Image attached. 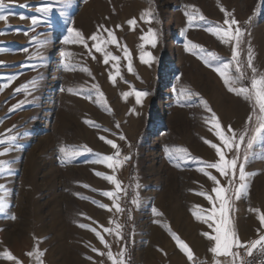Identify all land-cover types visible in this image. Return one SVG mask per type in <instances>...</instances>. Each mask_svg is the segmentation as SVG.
<instances>
[{"label": "rangeland", "instance_id": "rangeland-1", "mask_svg": "<svg viewBox=\"0 0 264 264\" xmlns=\"http://www.w3.org/2000/svg\"><path fill=\"white\" fill-rule=\"evenodd\" d=\"M222 9L244 33L236 49L244 76L234 86L251 87L249 46L257 78L264 74V0H4L0 14L8 18L0 20V152L5 153L0 155V197L5 204L0 212V264H114L125 248L124 264H231V257L210 251L215 242L204 233L215 235L214 222L205 223L194 214L207 216L212 207L201 192L215 196L216 185L199 169L218 160L205 142L221 143L212 112L227 135L229 125L237 133L246 130V142L255 127V115L248 122L254 106L229 91L214 67L186 47L192 41L206 49L205 56L215 53L221 59L214 64L231 60L234 42L224 44L207 30L224 23ZM148 11L150 17L144 15ZM186 13L194 17L191 22ZM132 19L135 24H129ZM72 28L86 38L87 47L65 43ZM105 29L117 38L116 44L103 45L110 54L107 63L90 39L93 34L101 42L110 39ZM152 33L154 45L142 38ZM65 52L71 55L65 57ZM231 75L239 76L235 61ZM25 84L26 90L16 91ZM181 88L199 95L185 97ZM136 91L147 92L139 103ZM125 92L130 93L126 98ZM108 139L118 145L123 161L115 169L98 162L117 151ZM62 148L81 154L65 157ZM234 152L226 150V157ZM206 171L217 176L230 196L239 186L238 168L232 185L217 170ZM245 171L255 175L248 177L247 193L232 197L229 219L239 240L251 242L264 236V141L254 143ZM96 172L115 175L121 182L115 197L103 195L116 188ZM117 202L122 212L116 210ZM173 233L189 245L192 260ZM233 251L239 253L237 264L251 257L246 248Z\"/></svg>", "mask_w": 264, "mask_h": 264}, {"label": "snow or ice", "instance_id": "snow-or-ice-1", "mask_svg": "<svg viewBox=\"0 0 264 264\" xmlns=\"http://www.w3.org/2000/svg\"><path fill=\"white\" fill-rule=\"evenodd\" d=\"M4 6V0H0V8ZM194 7V6H193ZM47 10V9H45ZM222 11L225 12V20L222 25H217L214 27H209L207 30L219 38L224 44H231L234 42L235 46L233 48V55L231 57L230 61L224 62L223 64H214V61H218L219 58L215 53H211L207 56L204 54L206 53V49L202 47L199 44H196L192 41H188L186 44V47L188 48V51H196L199 55H201V58L203 59V62L208 67H214V70L222 77L223 82L228 86L229 91L235 93L238 96H242L245 100L252 101L254 106L253 114L248 117V122H252L253 115H255V127L252 129V135L248 136L247 141L245 142V137L248 135L247 131H241L240 133H237L235 130L231 128V126H228V132L231 133L230 135H227L224 130H222V126L219 122L218 117H216V114L212 112V109L207 106V101H204L205 107H208V111L212 112V121L213 126L215 129V135L219 138L221 143H213L210 140H206L205 142L208 143L213 149H215V152L218 156V160L216 162L207 163L206 167H201L199 170L204 173L214 184L216 187H214L213 192L215 193V196L208 194L207 192H201L200 195L205 196L208 201L212 203V207L208 209V215H202L201 213L197 212L194 213L196 215V218L198 220H203L205 223L214 222L215 224V235H211L209 233H204L205 236H208L209 239L213 240L215 242L214 246L210 249V251L217 255V256H225V257H231V264H237V258L239 257L238 252H234L233 249H239V248H246L247 255L251 256L253 252L257 249L264 252V236H260L257 240L251 241V242H242L239 240V237L235 231L234 226L230 223L229 219V206L231 203V199L234 196L236 199H239L240 195L242 193H247L250 185L248 183V177L255 175V173H246L245 171V164L248 162L249 159V153L251 149L253 148L254 143L259 139L261 141H264V74H259V77L257 78V69L253 67V52L251 49V46L248 47L247 50V64L248 67L251 68L253 76L251 79V87H236L234 84L243 78L244 73L240 72V64L237 59L238 52L236 49L239 47L241 38L243 36V30L239 27V22L233 19H228L232 14L228 12L225 9H222ZM144 15L151 16L150 11L145 12ZM188 16L189 22H191L194 17L186 13ZM6 15L0 14V20H7ZM199 19L203 20V15L199 16ZM251 19V18H250ZM36 23V19L33 18V24ZM135 19H132L129 21V24H135ZM224 25H227V27H224ZM235 26V27H234ZM108 37L110 39H105L101 42V37H99L97 34H93L90 39L94 42L93 47L95 48L96 52H102L104 53V62L107 63L109 60L110 54L105 51L104 44H116L117 38L114 35V33L111 30H107ZM145 40H150V42L154 45L156 43V38L154 33L150 34V36L142 37ZM80 43L84 44L85 47H87V40L82 35L81 32L76 30L75 28H72L69 30V37L65 38V43ZM91 51V49H89ZM65 57H68L71 55L70 53H63ZM112 60H119L120 58L117 56H111ZM141 59L144 60L143 54L141 55ZM232 61L236 62V71L239 73V76L233 77L231 75V65ZM147 63V61H144ZM69 65H66L68 67ZM129 71L132 70L131 64L128 66ZM87 71V69H85ZM113 82L115 81V77L112 78ZM32 84H35V81L31 82ZM8 85L5 84L4 87H7ZM28 88V85H22L20 88L16 89V91L26 90ZM71 91V89H70ZM179 92L181 95L190 98L193 95H199L198 93H193L189 89L181 88L179 89ZM124 97L126 98L130 93L125 92L123 93ZM147 92L144 91H136L135 96L137 99V102H140V98L142 96H146ZM101 99L103 98V93H100ZM91 99V97H88ZM20 105H13L12 109L15 111L16 108H18ZM258 107L259 112L256 114L255 108ZM117 127L119 125L117 124ZM101 139H105V137H101ZM4 141L0 140V143H3ZM107 144L111 145L112 148L117 149V151L112 155H102V158L98 161L99 163L105 164L109 169H115L119 165L123 163L122 160H120L119 156V149L118 145L115 143V141L108 139L106 140ZM241 145H244L243 152H241ZM86 151H92L90 148H87L85 146ZM226 150L228 152H232L235 150L234 155H232L231 158L226 157ZM7 151V150H5ZM186 151V150H182ZM61 152L64 153L65 157H72L81 154L79 151L72 150L69 151L66 148H62ZM4 152H0V155H4ZM129 157L125 156L123 157V160H128ZM3 161H0V166L3 165ZM206 168L215 169L219 172L220 176L228 178V185L233 184V178L236 176L237 168L239 169V186L232 189L231 196L229 195V189L225 186L221 185L220 180L217 178L216 175H213L212 172L206 171ZM97 176L103 177L107 181L111 182L115 185L116 191H104L103 195L109 198H113L116 196V192L121 190V182L117 179L115 175H106L103 172H96ZM85 187H88L85 185ZM139 187V185H137ZM218 206H217V203ZM98 203V202H97ZM133 204L138 203V199L132 200ZM100 207L102 208H108V205L100 204ZM116 210L122 212L123 209L120 208L119 203L117 202ZM199 207V206H198ZM5 210V204L3 201V198L0 197V212H3ZM155 211V210H154ZM157 215H162V213L157 212ZM15 218L14 216L12 217ZM260 222L262 225H264V213L260 214ZM81 228H90V225L88 224H80ZM209 226L211 227L212 224L210 223ZM120 230L121 225L117 224L115 228V233L117 236H120ZM91 231L95 232L96 236L103 241V236L99 231H97L96 228H91ZM105 232H112L113 229L111 228H105ZM174 238L176 239L178 246L181 248L182 251H184L187 254V257L189 260H192L193 258V252L189 245L180 239L179 236H177L175 233H173ZM93 251H98L97 249L93 248ZM126 248L121 250L119 252V256L121 259L115 260L114 264H124V260L122 259L125 255ZM28 255H33V253H28ZM7 256L9 259H15V257L12 255L11 252L7 253ZM109 258L113 257V254L111 251L108 252ZM216 264H221L219 260H217ZM239 264H246V261L243 258L239 259Z\"/></svg>", "mask_w": 264, "mask_h": 264}, {"label": "trees", "instance_id": "trees-1", "mask_svg": "<svg viewBox=\"0 0 264 264\" xmlns=\"http://www.w3.org/2000/svg\"><path fill=\"white\" fill-rule=\"evenodd\" d=\"M246 264H264V252L255 250Z\"/></svg>", "mask_w": 264, "mask_h": 264}]
</instances>
